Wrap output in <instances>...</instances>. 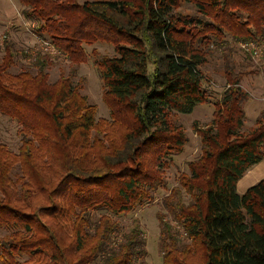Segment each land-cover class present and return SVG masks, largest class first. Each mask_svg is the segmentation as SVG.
I'll use <instances>...</instances> for the list:
<instances>
[{
	"label": "trees",
	"instance_id": "obj_1",
	"mask_svg": "<svg viewBox=\"0 0 264 264\" xmlns=\"http://www.w3.org/2000/svg\"><path fill=\"white\" fill-rule=\"evenodd\" d=\"M19 3L34 35L72 65L50 83L60 57L29 49L36 73L13 74L14 44L4 38L0 116L17 124L21 145L13 152L0 142V264H148L139 221L125 232L114 217L167 187L189 142L175 115L211 103L202 68L218 56L226 87L212 122L193 124L200 155L162 199L159 251L162 264H264V179L237 191L264 160V111L246 129L245 73L230 62L240 43L264 52V0ZM183 4L195 13L180 12ZM96 43L115 53H91L110 120L97 118L84 80L73 81Z\"/></svg>",
	"mask_w": 264,
	"mask_h": 264
},
{
	"label": "rangeland",
	"instance_id": "obj_2",
	"mask_svg": "<svg viewBox=\"0 0 264 264\" xmlns=\"http://www.w3.org/2000/svg\"><path fill=\"white\" fill-rule=\"evenodd\" d=\"M78 1L84 3L86 0ZM21 9L19 0H0V60L4 56L3 42L4 38L7 37V40L14 44L16 59V65L11 68L10 72L18 74L26 70L36 73V70L30 65L31 61L29 60V62L24 58V51L30 49L32 51H27V53L31 55L35 54L36 50H41V41L33 33L35 24L22 17ZM179 11L185 15L195 13L192 7L185 4L182 5ZM6 13L10 15L6 17ZM235 47V53L231 55L230 62L235 66L237 73H245L243 89L250 95V99L245 105V126L246 129H250L264 111V70L260 67L263 64L264 52L260 47V55L253 57L250 55L246 45L240 43ZM85 49L90 57L87 62L80 66L73 81L77 83L82 79L84 80L82 92L88 98L89 102L97 107V118L99 120H110V111L104 101L103 83L93 64L91 53L93 50H96L101 55L114 56V48L110 44L96 43L91 46H85ZM210 60L209 64L204 66L202 70L205 74L204 88L209 93L211 103L197 106L190 115L178 113L175 115L174 122L184 128L189 142L185 146L183 154L173 157L171 167L165 175L167 187L156 193L155 203L147 204L132 214L114 217L125 232L131 229L134 220L137 219L139 221L144 238L147 241L146 249L148 256L146 261L148 264H162V254L158 246L160 226L157 219V214L163 211L162 199L169 194L174 186H177V176L181 173L188 172L186 163L196 159L200 155L201 143L193 129V124L197 122L199 126L205 127L212 122L214 112L213 104L226 87L222 69V57L219 59L218 56ZM55 62L56 64L48 69V81L50 83H55L60 78L61 73L68 76L71 71L72 64L66 61L65 58L60 57ZM17 132L18 126L14 121L0 116V142L5 144L13 152H17L21 145ZM263 179L264 160L260 164L252 167L241 179L237 187L238 193L243 195L250 187L256 185ZM167 220L171 221V218L168 217ZM5 234L6 231L0 229V236H4Z\"/></svg>",
	"mask_w": 264,
	"mask_h": 264
},
{
	"label": "built area",
	"instance_id": "obj_3",
	"mask_svg": "<svg viewBox=\"0 0 264 264\" xmlns=\"http://www.w3.org/2000/svg\"><path fill=\"white\" fill-rule=\"evenodd\" d=\"M247 48H248V51L250 53L251 56L253 57H257L260 55V49L253 45V44H248L246 45ZM251 47V49H249ZM41 49L45 52V53H48L50 54L51 56L53 57H57V56H61L59 51L48 41L46 42H41Z\"/></svg>",
	"mask_w": 264,
	"mask_h": 264
},
{
	"label": "crops",
	"instance_id": "obj_4",
	"mask_svg": "<svg viewBox=\"0 0 264 264\" xmlns=\"http://www.w3.org/2000/svg\"><path fill=\"white\" fill-rule=\"evenodd\" d=\"M5 15H6V17H8L10 14H9V13H6ZM238 184H239V183H238Z\"/></svg>",
	"mask_w": 264,
	"mask_h": 264
}]
</instances>
